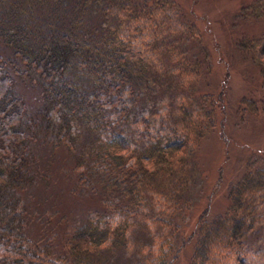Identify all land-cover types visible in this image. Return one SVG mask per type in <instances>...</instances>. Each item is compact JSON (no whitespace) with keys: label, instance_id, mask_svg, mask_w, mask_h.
Listing matches in <instances>:
<instances>
[{"label":"trees","instance_id":"trees-1","mask_svg":"<svg viewBox=\"0 0 264 264\" xmlns=\"http://www.w3.org/2000/svg\"><path fill=\"white\" fill-rule=\"evenodd\" d=\"M169 10L184 21L186 14L174 0H0V45L10 54L0 55V264H98L100 257L127 251L134 226L143 229L150 217L175 235L185 224L193 205L191 187L200 176L199 148L218 125L215 112L226 88L202 91L199 76L206 79L210 72L196 42L202 33L185 22L182 32L165 34ZM158 12H163L160 21L154 19ZM240 13L245 19H264V0H252ZM146 19L154 21L150 56L142 49L143 40L138 42L140 27L130 28ZM178 31L172 62L192 73L195 82L174 85L184 98L178 126L166 130L163 119L135 115L134 109L140 91L145 94L146 86L157 81L151 80L159 72L152 66L154 56L165 68L170 38ZM237 44L264 71V32L246 34ZM29 90L40 93L39 106L30 104ZM194 105L202 108L203 118ZM35 145L73 154L76 183L70 192L79 189L81 199L99 202L62 239L58 257H50L46 243L38 245L29 237L24 197L36 182L41 154ZM157 199L167 209L154 215ZM263 203L261 167L230 188L219 219L209 220L207 210L200 215L188 237L194 246L191 264H210L215 248L264 258ZM186 244L169 234L155 264H173Z\"/></svg>","mask_w":264,"mask_h":264},{"label":"rangeland","instance_id":"rangeland-1","mask_svg":"<svg viewBox=\"0 0 264 264\" xmlns=\"http://www.w3.org/2000/svg\"><path fill=\"white\" fill-rule=\"evenodd\" d=\"M251 1L174 0L186 14L184 21L176 17L173 10L165 12L171 22L164 27L165 34L168 30L182 32L186 27L185 22L193 23L200 29L202 37L196 38V42L200 43V50L203 52H199L210 67L206 79L202 75L199 76L202 91L218 93L224 86L226 97L215 112L217 127L210 131L199 148L200 176L195 177L196 181L191 187L193 205L190 206V213L186 215L185 224L175 235L170 233L171 228L150 217L143 229L139 224L134 226L131 233L133 240L127 251L118 252L112 257H100L98 264H155L161 252V245L167 247L169 234L176 242L187 240L185 248L180 251L173 264H191L194 246L188 237L195 230L200 215L207 210L209 220L219 219L228 206L230 188L239 182L246 172L264 167V71L261 72V68L253 62L251 56L240 50L237 44L246 34L258 35L264 32V19H245L240 13L241 8ZM162 17L163 12H158L154 19L160 21ZM166 22L164 20L162 24L165 25ZM153 25V19H146L139 25L130 27H140L142 35L137 41L143 40L142 49L148 56L152 55L150 47L154 35ZM180 31L173 36V33L169 34L172 36V49L165 68H160L158 54L154 56L152 66L158 68L159 72L151 77V80L157 81L146 86L145 94L140 91L142 98L137 99L134 109L135 115L152 114L157 121L163 119V128L166 130L178 126L175 120L179 114L180 102L184 98L182 92L177 87L174 88V85L195 82L192 73L187 74L186 68L182 65L175 66V62H172L177 53L174 43L178 44L174 37L178 36ZM193 42L189 45H193ZM2 49L0 45V55H10L9 51ZM22 90L28 92V86L22 85ZM28 98L32 106L40 105V93L29 90ZM193 109L196 115L200 114L199 118L204 117L200 106L194 105ZM46 145L51 147L50 144ZM46 145H35L37 152L41 154V157L37 155V167L34 169L36 182L31 190L25 193L24 198L29 209L30 240L38 245L46 243L51 250L50 257H58L64 250L61 246L62 239L66 240L75 225L97 210L99 202L94 198L81 199L79 189L76 190L77 193L70 192L76 183L72 170L76 163L74 155L66 148H60L56 154L51 153ZM130 154L131 152H128V155ZM166 209L165 203L157 199L156 212L153 214ZM260 241L264 243V234ZM236 255L226 254L222 249L215 248L211 254L214 260L210 264H239L244 258V264L254 260L264 261L263 257Z\"/></svg>","mask_w":264,"mask_h":264}]
</instances>
